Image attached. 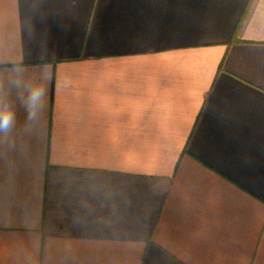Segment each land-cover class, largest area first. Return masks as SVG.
<instances>
[{
  "label": "crops",
  "instance_id": "1",
  "mask_svg": "<svg viewBox=\"0 0 264 264\" xmlns=\"http://www.w3.org/2000/svg\"><path fill=\"white\" fill-rule=\"evenodd\" d=\"M0 107V264H264V0H0Z\"/></svg>",
  "mask_w": 264,
  "mask_h": 264
},
{
  "label": "clouds",
  "instance_id": "2",
  "mask_svg": "<svg viewBox=\"0 0 264 264\" xmlns=\"http://www.w3.org/2000/svg\"><path fill=\"white\" fill-rule=\"evenodd\" d=\"M44 95V90L41 86L36 85L29 89L28 96L25 100V105L29 114H33L34 106L38 105ZM15 121V112L11 107H0V132H7Z\"/></svg>",
  "mask_w": 264,
  "mask_h": 264
}]
</instances>
